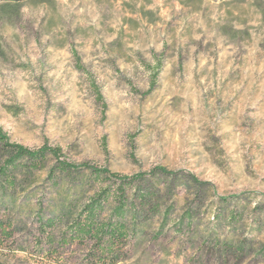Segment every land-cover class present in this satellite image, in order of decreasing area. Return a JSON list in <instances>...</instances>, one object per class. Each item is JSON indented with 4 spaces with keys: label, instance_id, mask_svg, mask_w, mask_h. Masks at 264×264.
Here are the masks:
<instances>
[{
    "label": "rangeland",
    "instance_id": "374dc122",
    "mask_svg": "<svg viewBox=\"0 0 264 264\" xmlns=\"http://www.w3.org/2000/svg\"><path fill=\"white\" fill-rule=\"evenodd\" d=\"M0 126L79 167L0 186L1 264H99L93 239L40 228L98 190L83 163L160 186L115 264H264V0H0Z\"/></svg>",
    "mask_w": 264,
    "mask_h": 264
},
{
    "label": "trees",
    "instance_id": "16d2710c",
    "mask_svg": "<svg viewBox=\"0 0 264 264\" xmlns=\"http://www.w3.org/2000/svg\"><path fill=\"white\" fill-rule=\"evenodd\" d=\"M153 75L155 76L150 83L151 86L155 85L156 71ZM92 87L97 101H103L99 88L95 84ZM0 151L6 156L0 164V186L5 188L15 190L19 188L23 184L18 182L17 175L21 172L27 174L30 170L40 171L50 156L57 159L56 168L49 172V178L53 184L58 185L63 177L67 179L74 171L79 170L77 165L59 159L60 148L48 145L29 148L13 143L1 126ZM81 166L82 172L89 173L88 182L91 185H98V190L87 198L78 213L67 214L63 209L51 218H40V228L46 230L49 226L54 227L58 223L65 222L68 226L66 231L72 238L93 239L95 247L104 251L102 255L94 256L93 259L97 263L115 264L119 261L117 253L107 254L105 251H114V244L124 240L129 224L132 226V231H136L140 222L144 225L153 216L160 214L163 207L160 186L148 183L150 180L143 174L123 176L89 163H83ZM193 182L199 184L194 178ZM64 237L66 236L63 235L62 239H65ZM13 244V222L10 218H0V264L1 258L7 257L5 251L13 250ZM223 244L225 251L232 248L230 243L223 242Z\"/></svg>",
    "mask_w": 264,
    "mask_h": 264
}]
</instances>
